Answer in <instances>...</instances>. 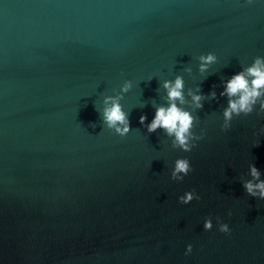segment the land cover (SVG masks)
I'll list each match as a JSON object with an SVG mask.
<instances>
[{
	"label": "water",
	"instance_id": "95a60500",
	"mask_svg": "<svg viewBox=\"0 0 264 264\" xmlns=\"http://www.w3.org/2000/svg\"><path fill=\"white\" fill-rule=\"evenodd\" d=\"M257 57L264 0H0V264H264V200L243 187L250 167L264 180V89L221 131V93L241 72L251 84ZM177 77L204 133L189 153L147 130ZM107 97L126 137L104 122ZM183 158L193 171L173 181Z\"/></svg>",
	"mask_w": 264,
	"mask_h": 264
},
{
	"label": "clouds",
	"instance_id": "9594fccd",
	"mask_svg": "<svg viewBox=\"0 0 264 264\" xmlns=\"http://www.w3.org/2000/svg\"><path fill=\"white\" fill-rule=\"evenodd\" d=\"M248 5H252L255 0H245ZM200 71L203 73L208 70V66L216 62L217 58L214 54L201 55ZM247 76L251 77V84L246 78L244 72L235 75L226 85V91L221 95H227L229 97V107L224 111L225 123L221 127V131L226 132L230 129L232 116L235 113L237 116L243 112L245 115L250 114L253 111V105L256 100L261 96V89H264V58L257 57L252 67L246 70ZM132 87L130 81H125L121 91L128 92ZM163 87L168 91V108H158L156 116L152 123L148 125V132L153 133L158 128L166 130L168 136H174L173 148H178L185 153H189L196 147L197 141L204 138V133L201 131L200 135L193 134V117L187 111H183L177 107L175 101L179 100L183 104V87L184 82L181 77L175 79L174 84L171 81H166ZM214 96V94H213ZM238 97V99H232ZM120 97H107L105 104L111 102V107H106L103 111L104 122L109 129H115V133L121 138L126 137L131 128L130 123L126 117V114L122 111L120 104L118 103ZM196 106L201 107L199 101L201 97L196 95L192 97ZM261 110L264 111V104H261ZM146 117H140V123L143 124ZM264 131V129H261ZM193 171L190 161L186 158L177 159L175 161L174 169L171 172V179L173 181H183L184 177L189 175ZM251 180L243 184V187L247 194L251 197L264 200V180L260 179V173L253 166L250 167ZM253 181H256L255 183ZM200 197L195 191L186 192L183 196L179 197V203L182 205H188L193 200H199ZM231 216V212H229ZM217 225L219 232L230 235L231 229L229 225L223 223L217 218ZM204 231H211L213 229V223L211 218L204 221ZM193 251L192 245L189 244L186 248L185 255H190Z\"/></svg>",
	"mask_w": 264,
	"mask_h": 264
}]
</instances>
